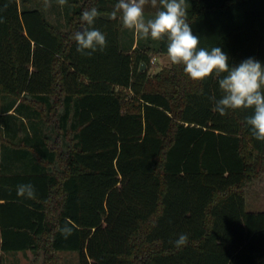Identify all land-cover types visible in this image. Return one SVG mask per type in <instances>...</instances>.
<instances>
[{"label":"trees","instance_id":"obj_1","mask_svg":"<svg viewBox=\"0 0 264 264\" xmlns=\"http://www.w3.org/2000/svg\"><path fill=\"white\" fill-rule=\"evenodd\" d=\"M117 2L0 0L2 251L30 250V264H61L69 250L78 264H264V209L246 207L248 185L264 175V141L246 123L253 110L214 111V74L141 69L167 53V38L153 46L131 32L122 43ZM186 4L198 47H220L233 66L264 65V0ZM92 7L106 47L89 56L73 35ZM23 117L45 130L36 123L16 141ZM6 142L30 153L32 171L8 172ZM29 183L35 198L18 196ZM180 234L188 242L177 248Z\"/></svg>","mask_w":264,"mask_h":264},{"label":"clouds","instance_id":"obj_2","mask_svg":"<svg viewBox=\"0 0 264 264\" xmlns=\"http://www.w3.org/2000/svg\"><path fill=\"white\" fill-rule=\"evenodd\" d=\"M64 5L66 0H58ZM156 9L153 18H145V7ZM45 0V7H48ZM118 13L123 27L134 30L143 38L159 41L167 38V56L174 65H183L184 72L194 81H202L209 76L218 79L221 98L210 97L214 103V111L221 116L229 110L251 109L253 115L246 118L251 133L258 141H264V65L254 58H248L238 65H230L229 56L220 47H213L210 51L198 47L200 39L193 34L187 22L186 0H118L111 13V19L116 20ZM99 13L92 7L82 12L81 21L86 25L83 31L73 35L77 43V51L84 55H92L97 50L106 47L105 35L92 25ZM0 18V23H3ZM17 195L28 199L35 198L32 184L17 186ZM73 229L66 222L60 229L67 238ZM187 234H180L174 241L177 248L186 245Z\"/></svg>","mask_w":264,"mask_h":264},{"label":"rangeland","instance_id":"obj_3","mask_svg":"<svg viewBox=\"0 0 264 264\" xmlns=\"http://www.w3.org/2000/svg\"><path fill=\"white\" fill-rule=\"evenodd\" d=\"M52 20H55V13L48 14ZM155 13H145V18H153ZM63 19V18H62ZM131 32L134 30H129L122 28V43H126ZM136 39L145 40L149 39L153 46L158 45V41L151 39V37L143 38L139 37L134 33ZM171 64L167 53L152 55L150 63L145 64L144 69H147L149 74H153L164 66H169ZM247 203L246 207L249 210H260L264 209V175L256 181L250 183L246 189ZM0 254L3 259L4 264H30L33 255L30 253L24 254L22 252H4ZM61 264H78V253L75 250L61 251Z\"/></svg>","mask_w":264,"mask_h":264},{"label":"crops","instance_id":"obj_4","mask_svg":"<svg viewBox=\"0 0 264 264\" xmlns=\"http://www.w3.org/2000/svg\"><path fill=\"white\" fill-rule=\"evenodd\" d=\"M22 128L20 127L17 130V134H16V141H20V139L26 138L27 136L32 137L34 134V131L32 129V127H34L36 125V123H39L40 125V133L43 131V129L45 130V125L43 124L42 121L38 122L37 118H33L31 120V122L28 121V119H26L25 117H23L22 120ZM6 145V146H5ZM3 145L2 150H3V164L5 165L6 169L8 170V172H21V173H25L28 171H32L34 169V165H33V157L30 156V153L27 152L25 149H21L20 147H18L16 150L13 149L12 146H10L9 142H6V144ZM3 199H0V202H2ZM1 240H2V236H1V230H0V254H3L1 251ZM22 252L24 254H32L33 252L30 250L27 251H19Z\"/></svg>","mask_w":264,"mask_h":264},{"label":"water","instance_id":"obj_5","mask_svg":"<svg viewBox=\"0 0 264 264\" xmlns=\"http://www.w3.org/2000/svg\"><path fill=\"white\" fill-rule=\"evenodd\" d=\"M83 28V27H82ZM144 66H145V64L143 63L142 65H141V69H143L144 68Z\"/></svg>","mask_w":264,"mask_h":264}]
</instances>
